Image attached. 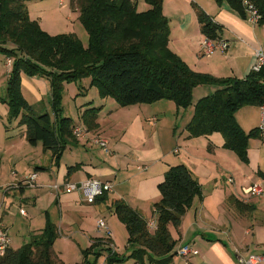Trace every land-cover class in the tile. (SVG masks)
I'll return each instance as SVG.
<instances>
[{
    "label": "crops",
    "instance_id": "0c3cea01",
    "mask_svg": "<svg viewBox=\"0 0 264 264\" xmlns=\"http://www.w3.org/2000/svg\"><path fill=\"white\" fill-rule=\"evenodd\" d=\"M36 1L39 0L27 3L29 15V3ZM135 1L138 11L149 9L144 0ZM63 3L64 0H58L59 5ZM193 5L200 7L221 27L219 40L229 45L225 52L217 51L202 58L200 42L204 36ZM70 11L78 19L77 10L71 5ZM162 13L168 20L169 49L197 73L244 79L249 73L253 52L264 43V26L251 21L248 13L242 18L226 4L217 5L213 0H163ZM5 63L8 74L10 68ZM207 88L203 97L215 91L214 87ZM90 91L88 88L87 92ZM87 92L79 94L84 99L77 107L76 118H71L74 126H81L85 131V137H75V141L67 144L58 165L54 164L50 152L43 151L40 143L35 146L27 143L24 127H16V133L14 129L5 132L3 148H0V223L7 234L17 226L14 216L22 209H26L23 218L29 215L42 218L47 214L52 221H59L56 225L58 237H66L60 225H63V218L90 215L93 226L90 231L83 230L87 240H92L88 235L96 228L98 234L94 236H98V241L104 236L111 242L114 253L128 256L129 252H119L118 247L124 242L127 248V232L116 219L112 204L124 202L148 221L154 215V204L160 200L158 186L165 172L170 167L184 165L199 183L202 193V200L195 198L183 215L179 229L170 228L178 247L189 245L197 250L198 255L189 257L188 263L240 264L241 258L264 256L261 248H264V215H257L264 214V195L256 197L244 193L252 185L264 189V172L260 170L255 151H247L248 162L243 164L233 152L222 147L223 139L219 134L187 139L185 127L192 118L193 108L178 110L168 101L122 108L113 99L99 98L97 91L90 92L89 98ZM40 99L41 95H37L33 97V104L26 102L41 107ZM90 108L100 109L97 128L92 131L80 120L81 114ZM95 138L107 142V152L94 144ZM72 167L74 169L68 174ZM32 173L37 175L35 187L21 186L20 182ZM87 179L110 182L112 191L93 204H87L81 193L64 188L66 183L78 184ZM54 185H58L60 191H54L51 188ZM98 220L106 223L109 237L98 229ZM78 221L83 227L82 217ZM27 228L29 239L42 230L32 231L30 222ZM79 231L82 230L79 228ZM11 243L10 248L15 249L14 242ZM260 249L262 256L253 254ZM55 252L60 257V253ZM106 257L103 254L101 264H106ZM126 264H134V261L128 260ZM172 264L185 262L175 256Z\"/></svg>",
    "mask_w": 264,
    "mask_h": 264
},
{
    "label": "trees",
    "instance_id": "16d2710c",
    "mask_svg": "<svg viewBox=\"0 0 264 264\" xmlns=\"http://www.w3.org/2000/svg\"><path fill=\"white\" fill-rule=\"evenodd\" d=\"M30 0H0V53L12 59L4 103L9 119L25 128V139L31 146L42 145L50 152L54 164L70 141L73 121L63 116L61 106L65 83L89 78L99 98L113 99L125 108L140 104L170 101L177 109L192 106V93L197 87H214L215 91L193 105V115L185 131L187 137L219 134L223 148L247 164V145L258 138L257 128L246 133L235 119L242 107H259L264 103V70L250 72L244 79L215 78L191 70L168 47V20L162 13L163 0H144L149 9L140 12L135 0H69L78 12V21L88 36L84 47L73 34L50 36L28 15ZM226 4L242 18L247 5L252 6L264 26V0H213ZM201 34L219 40L221 27L200 7L193 5ZM41 76L50 81L52 115L37 114L36 108L23 98L20 72ZM80 90V88H79ZM99 108L85 110L80 120L88 131L97 128ZM74 167L68 169V174ZM160 200L154 204L157 227L146 228V220L127 204L116 201L112 210L127 232V258L108 247L109 240L93 243L94 256L107 255L106 264L131 259L134 264H172L177 240L170 228L178 230L186 211L195 198L202 200L201 187L184 165L170 167L158 186ZM104 196L100 198H104ZM45 214V225L28 243L16 250L10 247L0 256V264H64L54 250L58 238L55 224ZM96 248V251L93 250ZM83 264H94L85 261Z\"/></svg>",
    "mask_w": 264,
    "mask_h": 264
},
{
    "label": "rangeland",
    "instance_id": "374dc122",
    "mask_svg": "<svg viewBox=\"0 0 264 264\" xmlns=\"http://www.w3.org/2000/svg\"><path fill=\"white\" fill-rule=\"evenodd\" d=\"M28 8L30 10V15L28 12V15L30 16L29 18H31L32 21H36L39 27L50 36L73 34L78 38V40L84 47H87L88 44L87 33L80 24V22L78 21L76 15L71 13L69 0H64V3L62 5L58 4V0H39L36 2H30ZM169 38H170V32H169ZM202 58H206V57L202 56ZM5 60H6V56L3 53H0V148H3V146L1 145L3 143V140H5L3 139L5 132L6 131L12 132V130L14 129V133H16L18 132L16 127H19L17 120L12 121V119H9L8 108L4 103L8 77L12 69V65H11L9 73L8 74L6 73V69L4 68ZM11 61L13 60L11 59ZM19 77H20L19 88L23 98H25L26 101L33 104L34 102L32 101L33 97L37 95H41L42 98L40 99V101L42 102L41 107L45 108V110H47L49 115H52L50 81L47 78L41 76H28L23 71L20 72ZM89 83H90L89 78H83L78 82H70L64 84V89L62 92V99H61V106L64 117H68L70 119L72 118L73 120L74 118H76L77 107L80 106V103L84 99L79 94L81 92L86 93L88 91ZM90 89H91L90 92L96 91L95 88H90ZM205 89L208 88L207 87L199 88V89L198 87L195 88L192 93V106L182 110H187V111H189L190 109L192 110L193 105L201 97L204 96L203 91ZM90 92L89 93L87 92L88 98L91 95ZM41 107L35 106L37 114L44 113V111L40 110L42 109ZM235 119L237 123L241 125V128L244 129L246 133H248L252 129L257 128L258 126L259 108L242 107L236 112ZM15 121H17V123H14ZM216 135L218 134H215V137ZM187 139L190 138L187 137ZM192 139H196V138H192ZM248 150L255 151L256 157H258V159L260 160V170L264 172V143L260 139L256 137L255 138L252 137L248 140L247 151ZM41 206H44V204L42 203ZM22 210L26 211V209H22ZM14 212H17V208H15ZM257 215H264V214L261 213ZM14 217L17 218V226L14 228V230L11 231L10 234L8 233V235L12 242L11 243L12 245L14 242L15 249L13 250H16L22 245L28 243L29 241L28 235L30 231L27 228L28 222H30L33 226L32 231L37 230L39 228L43 229L45 225V215H43L42 218L36 215H29L28 218H23V215L20 213ZM79 217L80 218L82 217L84 221L83 227H80V221H78ZM91 218L92 217H90V215H68L67 218H63V225L59 223L62 226V231L66 235V237H58L54 243V246H55V250L60 253V258L65 264H83L85 261L94 264H101V262L103 261V254L105 253H102V255L98 257L94 256L91 252L85 258L83 256V254L86 251H91L93 247V243L100 240L97 239L98 236H94V233H97L95 232L96 228L94 229V232H89L88 237L92 238V240L88 241L87 240L88 238L84 236L83 230L90 231L89 228L93 226V222H91ZM116 219L118 220L117 217ZM50 221L52 223L54 222L53 224L58 226L57 222L59 221L56 222L52 220ZM118 222L122 225V223L119 220ZM79 228L80 230H82L81 233L79 231ZM70 231H72L73 233L72 234L69 233ZM17 232H19L20 234ZM74 234H78V235L75 236ZM104 239L105 238L103 236L102 241ZM124 246H125V242L122 245H119L118 247L119 252L123 254H125V252L126 253L129 252L127 255L130 256L131 251H129L128 248L125 249ZM261 248L264 249L263 247ZM93 250L96 251V248H93ZM262 252L263 251H261V249L255 250L253 254L262 256L263 255ZM118 255L120 257L121 256H124L126 258L128 257L126 255H122L119 253ZM128 260L131 259H126L124 261L116 262L113 264H126ZM144 264H149V263L145 261ZM261 264H264V262H262Z\"/></svg>",
    "mask_w": 264,
    "mask_h": 264
},
{
    "label": "built area",
    "instance_id": "2783aa9c",
    "mask_svg": "<svg viewBox=\"0 0 264 264\" xmlns=\"http://www.w3.org/2000/svg\"><path fill=\"white\" fill-rule=\"evenodd\" d=\"M244 5L247 6V13L249 14V17L251 21L254 23H257L259 16L255 12V10L252 8V6L247 5L244 3ZM229 45L228 43L222 41V40H211L206 37L202 39L200 42V50L203 57H210L215 52H225L228 49ZM12 65V61L9 58H6L5 66L7 68H10ZM264 70V43L263 45L259 46L255 51L253 52V61L250 67V72L258 73L260 71ZM258 131V137L259 139L264 143V103L259 106V123L257 127ZM72 134L74 137L80 138L85 137V131L82 129L81 126H74L72 129ZM94 144L100 147L104 152H107V142L100 138H95L93 140ZM12 175H15V172L12 173ZM37 179L36 173L30 174L26 179L22 180L20 182V185L27 188H34L35 182ZM232 182V180H230ZM54 191L58 192L60 191V187L58 185H54L51 187ZM64 188L67 191L72 192H79L83 196L84 201L87 204H93L96 199L110 193L112 191V184L110 182H101L95 179H87L83 182H80L78 184H71L66 183L64 185ZM245 194L248 196H256V197H262L264 195V189L260 185H252L248 187L245 191ZM19 213H21L23 216L25 215L23 210H20ZM97 227L98 229L104 231L106 237L110 236V232L107 229V225L103 220L97 221ZM157 223H156V216L153 215L151 219L146 221V228L149 232H154L156 230ZM10 238L8 234L6 233V230L4 229L3 225L0 223V256H2L6 249L10 247ZM112 249L111 243L108 246ZM113 252V249H112ZM198 255L197 250L192 248L189 245H181L177 247L176 256L183 259L185 264H189L187 259L189 257H193ZM264 262V256L257 257V256H251L248 259H239L240 264H259Z\"/></svg>",
    "mask_w": 264,
    "mask_h": 264
}]
</instances>
